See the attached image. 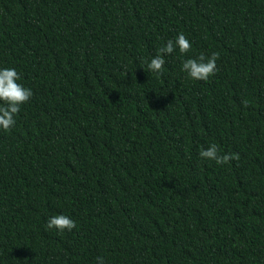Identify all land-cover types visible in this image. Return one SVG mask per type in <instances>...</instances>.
<instances>
[{
	"label": "trees",
	"instance_id": "trees-1",
	"mask_svg": "<svg viewBox=\"0 0 264 264\" xmlns=\"http://www.w3.org/2000/svg\"><path fill=\"white\" fill-rule=\"evenodd\" d=\"M8 67L33 95L0 129V264H264V0H0Z\"/></svg>",
	"mask_w": 264,
	"mask_h": 264
},
{
	"label": "clouds",
	"instance_id": "clouds-1",
	"mask_svg": "<svg viewBox=\"0 0 264 264\" xmlns=\"http://www.w3.org/2000/svg\"><path fill=\"white\" fill-rule=\"evenodd\" d=\"M177 47L181 54H185L191 50L192 44L183 33H179L175 41L169 39L158 50L157 54L148 63V69L162 74L165 65V55L171 54ZM218 58L219 53L217 52H212L208 57L200 54L198 57L184 60L181 70L194 80L207 81L218 70L216 65ZM20 79L21 77L15 68H0V101L4 102L3 106H0V129L4 131L10 130L15 125V116L20 111V106L28 102L33 95L30 88L17 82ZM243 103L245 106L247 105L246 101ZM199 155L202 159L213 160L217 164H225L232 159L238 158L232 153L220 154L217 145L214 143L202 150ZM75 227V221L64 214L51 216L46 222V229L56 228L59 231H71ZM96 262L97 264H104L103 257L97 256Z\"/></svg>",
	"mask_w": 264,
	"mask_h": 264
}]
</instances>
